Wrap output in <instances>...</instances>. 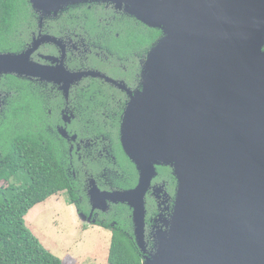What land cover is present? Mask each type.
<instances>
[{"label":"water","instance_id":"95a60500","mask_svg":"<svg viewBox=\"0 0 264 264\" xmlns=\"http://www.w3.org/2000/svg\"><path fill=\"white\" fill-rule=\"evenodd\" d=\"M28 2L39 23L69 7L103 4L160 32L134 91L98 71H69L63 41L49 35L38 34L20 53L0 54V80L52 84L67 98L71 85L98 78L129 97L119 142L137 184L101 191L91 179V211L112 204L131 210L141 264H264V0ZM44 44L59 48L58 57H41L47 64L32 58ZM162 165L177 187L148 251L144 198ZM79 216L89 223L92 214Z\"/></svg>","mask_w":264,"mask_h":264},{"label":"trees","instance_id":"16d2710c","mask_svg":"<svg viewBox=\"0 0 264 264\" xmlns=\"http://www.w3.org/2000/svg\"><path fill=\"white\" fill-rule=\"evenodd\" d=\"M38 31L55 38L70 36L81 40L87 50L86 57L81 60L85 68H89L87 71L98 70L113 80L122 81L131 91L139 89L141 62L160 36L158 30L103 4L69 7L57 17L44 18L39 23V16L28 0H0V54L24 51L31 42L32 33ZM14 34H20L16 42ZM45 48L48 51L42 50L43 54L53 53L52 48ZM105 57L109 64L104 61ZM99 82L92 78L82 82L85 87L79 94L90 106L85 109L82 104L79 109L82 112L67 129L70 136L75 134L77 140L89 146L100 145L99 150L105 147L107 155L78 159L74 150L69 152V142L55 129L62 125L59 110L63 100L59 97L47 99L45 91L28 80L12 75L1 78L0 264H63L44 249L25 225V216L36 205L66 193L68 203L78 214L86 216L91 179L103 191H112L113 179L116 190L125 191L136 186L138 174L119 142L122 106L114 108L112 105V117L100 115L103 110L100 104L110 92L114 100L121 98L123 93L113 86L102 87ZM112 168L115 170L113 178ZM156 171L167 181L172 195L175 181L169 170L156 168ZM20 180L22 183L18 186ZM146 201L151 204L148 199ZM130 216V210L122 204L114 206L113 210L110 205L106 214H100L96 226L111 232L108 264L142 263V255L133 240ZM147 249L150 251L152 244H148Z\"/></svg>","mask_w":264,"mask_h":264},{"label":"rangeland","instance_id":"374dc122","mask_svg":"<svg viewBox=\"0 0 264 264\" xmlns=\"http://www.w3.org/2000/svg\"><path fill=\"white\" fill-rule=\"evenodd\" d=\"M86 55L87 53L82 49L77 59H84ZM32 84L39 87V84ZM1 101L0 106L3 103L2 94ZM70 120L71 117L65 115L62 123L68 124ZM66 134L63 139L67 142L76 140L75 134L70 136L67 131ZM72 137L75 139L73 140ZM99 146L97 144L89 146L86 142L78 141L76 150L79 151L76 155L78 159L88 155L92 158L107 155L105 147L99 150ZM21 183L22 180L17 185ZM2 184L1 182L0 186ZM24 222L44 249L59 258L63 264H108L110 230L89 225L88 222L81 220L75 207L68 203L66 193H60L33 207L25 216Z\"/></svg>","mask_w":264,"mask_h":264},{"label":"flooded vegetation","instance_id":"af4514ba","mask_svg":"<svg viewBox=\"0 0 264 264\" xmlns=\"http://www.w3.org/2000/svg\"><path fill=\"white\" fill-rule=\"evenodd\" d=\"M38 34L48 35V34H43L40 31H38L36 34L32 33L31 41H32L33 38H36L38 36ZM19 37H20V34H18L17 36H16V34H14L13 41L16 42L17 40H19ZM57 39H61L63 41V43H64V54H65L64 65L66 66V68L69 71H71V72L87 71V69H89V68H85L84 62L81 61L83 59H81V60L77 59L78 53L82 49L85 52H87V50L84 49V45H83L82 41L81 40L80 41H76L75 39H73L70 36H66V37H63V38H57ZM46 46L52 48L51 52H53V53L43 54L42 50L48 51L45 48ZM88 53H91V52L88 51ZM58 55H59V48L55 47L52 44H44V45H41L38 48V50L33 54L32 58L36 62H39L41 64H47V63H45V61H43L41 59L42 56L58 57ZM104 61L107 62V64L110 63V61L108 60L107 57L104 58ZM96 71H98V70H96ZM98 72H100V71H98ZM100 73L104 74L102 72H100ZM88 78H90V77H88ZM88 78H83L78 83H75V84L71 85V87L69 88V91H68V97L67 98H64L62 92L58 89L57 86H54L52 84H47V83H39V82H36V81H30L31 83L39 84V88H42L45 91V95H46L47 99L50 100V98L59 97V98H61L63 100L62 107L59 110L60 121H61L62 125L55 126L56 131H57V129L62 127V128H64L67 131V133L69 135V131H68L67 128L70 126L72 121L75 119L76 115L82 112V110L79 111V109H82V107H81L82 104H85L84 103V99L82 98V95L79 94L80 93L79 91H82V89L85 87V85L82 82L85 81V80H88ZM92 79L99 80L100 81L99 84H101L100 86H102V87L103 86H109V88L112 87L111 84L106 83L102 79H98V78H92ZM120 92H122V91H120ZM110 93L111 94H109L105 98V102L103 101L100 104V107L103 106V110L100 111V115L102 117H105V118L112 117V115L114 113V112H112V105L114 106V108H118V107L122 106V109H123L122 115H123V112H124L128 102H129V97H127V95L124 92H122L123 96H121V98H118V99L114 100V99H112V92H110ZM89 106H90L89 103L87 105L85 104L84 108L88 109ZM65 115L66 116L68 115V116L71 117V120H70V122L68 124H63L62 123V119H63V117ZM121 118H122V116H121ZM103 122H105V121H103ZM78 141L81 142L80 140H77V137H76V140L74 142H69V147H68L69 152H72L74 150V153L78 154L77 151H79V150L78 149L76 150V145H77ZM114 165H115V158H114V156L112 154V167H114ZM156 168L168 169L170 177L175 181V187H174L173 193L171 195L169 193V190H168L167 181L161 179V177L158 176V172L156 171L157 175H156V177H154L152 179L151 187H150L149 191L146 193V196L144 198V201H145V203H144V206H145V218L144 219L145 220H144V232H143V235H144V242L147 244V248H148V244H152L153 245V243H154V240H153L152 236L156 232V227L157 226H161L162 218H160V215H162L164 218H167L171 214L172 206H173V203H174V196H175L176 187H177V181H176L175 177L173 176L172 169L170 168V166L162 165V166H157ZM114 173H115V170L112 168V178L114 177ZM113 180H112V192L121 191V190H116V189L113 188V184H114ZM101 191H103V190H101ZM147 199H148V202L149 201L151 202L150 205L147 204V201H146ZM114 206H116V205L112 204V210H113ZM108 210L109 209H107L105 212L98 211V210H95V211L92 212L91 211V207L89 205V210H88V213L86 214L87 217L90 214H92V217H91V220L89 222V225L90 224L92 226L96 225L97 222L100 221L99 220L100 214H106L108 212ZM130 212H131V210H130ZM92 220H94L95 223H92ZM113 225H114V223H112V226ZM132 234H133V229H132ZM133 240L135 242L134 236H133Z\"/></svg>","mask_w":264,"mask_h":264}]
</instances>
